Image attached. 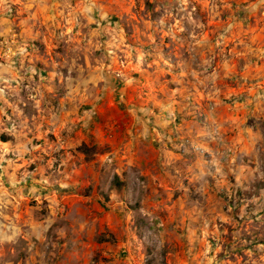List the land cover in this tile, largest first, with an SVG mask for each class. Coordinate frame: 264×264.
I'll use <instances>...</instances> for the list:
<instances>
[{"label": "rangeland", "instance_id": "374dc122", "mask_svg": "<svg viewBox=\"0 0 264 264\" xmlns=\"http://www.w3.org/2000/svg\"><path fill=\"white\" fill-rule=\"evenodd\" d=\"M0 264H264V0H0Z\"/></svg>", "mask_w": 264, "mask_h": 264}, {"label": "trees", "instance_id": "16d2710c", "mask_svg": "<svg viewBox=\"0 0 264 264\" xmlns=\"http://www.w3.org/2000/svg\"><path fill=\"white\" fill-rule=\"evenodd\" d=\"M0 139H1L3 142H5V143H7V142L10 141V139L7 138V137H5V136H0Z\"/></svg>", "mask_w": 264, "mask_h": 264}]
</instances>
